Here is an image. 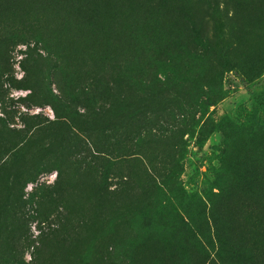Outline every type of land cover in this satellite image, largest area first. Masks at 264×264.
Wrapping results in <instances>:
<instances>
[{
  "label": "rangeland",
  "instance_id": "1",
  "mask_svg": "<svg viewBox=\"0 0 264 264\" xmlns=\"http://www.w3.org/2000/svg\"><path fill=\"white\" fill-rule=\"evenodd\" d=\"M0 264H264V0H0Z\"/></svg>",
  "mask_w": 264,
  "mask_h": 264
}]
</instances>
